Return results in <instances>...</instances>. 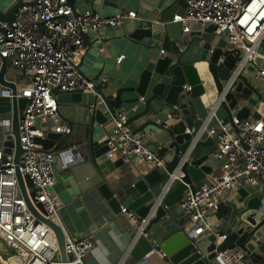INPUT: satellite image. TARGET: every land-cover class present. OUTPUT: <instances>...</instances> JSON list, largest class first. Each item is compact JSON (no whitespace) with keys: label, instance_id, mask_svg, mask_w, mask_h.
<instances>
[{"label":"built area","instance_id":"1","mask_svg":"<svg viewBox=\"0 0 264 264\" xmlns=\"http://www.w3.org/2000/svg\"><path fill=\"white\" fill-rule=\"evenodd\" d=\"M186 1L185 13L175 15L168 32L179 49L183 50L187 40L199 38L201 48L209 44V52L221 50L217 66L225 64L229 55L239 57L222 93L216 86L184 84L198 112L195 119L201 123L197 134L207 130L210 136L217 137L214 156L224 161L215 173L207 176L208 184L196 191L190 186L182 200L185 222L181 231L196 242L220 228L219 204L238 190L262 193L264 205V89L261 97H254V103L235 94L238 81L250 64L257 68L254 77L264 88V0ZM137 18V11L105 16L90 7L77 10L68 0H23L12 25L0 20V57L19 72L25 85L18 89V95L28 100L20 121L24 153L18 163L13 159L5 161L0 141V264H64L54 230L30 211L23 197L17 169L32 182L27 192L34 197V204H40L45 217L62 226L68 264H88L86 258L97 253L95 235L84 233L75 238L67 230L61 217L63 204L55 193L59 153L46 151L38 139H46L49 131L71 133L61 119L55 93L94 92V82L78 70L81 60L90 49L103 53L109 43L118 48L120 64L140 45L117 30L122 23ZM208 23L217 26L214 36L225 40L224 47L209 41L205 34H192L194 24L203 27ZM161 52L165 54L163 49ZM229 93L237 98L234 108L227 100ZM244 108L250 109L248 116L243 114ZM128 113L127 107H119L115 112L109 159L141 164L146 171L166 168L172 153L169 150L162 155L152 143L159 129L135 133L127 126ZM183 118L182 113L173 116L175 120ZM211 121L214 125L210 126ZM48 122L52 125L48 126ZM170 126L165 121L161 129L168 130ZM193 139L184 147L180 159L192 152ZM79 149V146L69 148L66 158L73 161ZM120 207L121 217L135 233L134 242L118 262L126 264L137 238L149 237L146 229L151 215L143 216L122 203ZM223 240L219 236L218 244ZM151 245L165 259L160 247L153 241ZM257 249L253 241L245 242V248L234 244L219 253L216 260L221 264H258Z\"/></svg>","mask_w":264,"mask_h":264},{"label":"water","instance_id":"2","mask_svg":"<svg viewBox=\"0 0 264 264\" xmlns=\"http://www.w3.org/2000/svg\"><path fill=\"white\" fill-rule=\"evenodd\" d=\"M68 1L75 8L77 0ZM87 3L91 4L88 1ZM22 4L23 0H15L8 10L0 9V20L12 25L16 21L17 11ZM186 9V0H177L166 8H161L158 2L149 13L147 21L142 22L128 36L134 43L151 49L156 48L161 42V47L165 51V54L161 53L157 59L148 62L138 83H130L129 80L122 82L125 61L119 64L118 55H116L112 59L109 71L100 72L92 80L95 84L94 92L57 91L55 94L59 113L62 121L71 129V133L49 131L47 138L44 140L39 138L38 142L43 144L46 151L57 153L64 149L71 136L74 137L82 145L80 148L82 150L73 161L64 159L66 173L72 174L79 183L89 181L82 187L98 189L106 201L113 198L130 209H136L143 216L151 215L146 229L149 237L142 235L137 238L130 252V257L135 262L138 263L148 249L155 253L151 245L152 241L160 247L159 251L170 264H221L216 260L219 253L225 252L234 244L245 248V242L253 241L258 245L255 261L258 264H264V205L263 194L260 192L251 193L246 189H240L237 192V198L221 202L217 212L220 228L196 242H192L181 231L185 222L182 206L185 193L190 186L193 187V191H196L208 184L207 176L215 173L224 162L215 158L214 152L219 141L217 137L210 136L207 130L193 137V150L186 158H179L184 151V146L177 142L163 149L153 144L162 155L169 150L174 151V157L167 159L166 168L155 167L147 171L138 183L124 190L122 198L115 195L108 182L109 176L122 167L124 162H112L109 159L113 131L109 132L107 129L109 120L105 111L114 118L119 107L128 106L127 126L135 125L134 132L139 133L149 127H159V121L167 119L164 113L168 110L176 111L177 107L186 115L198 114L190 91L177 99L169 95L177 83L178 68L186 64L205 63L219 93H222L229 83L231 71L235 68L238 56L229 55L225 64L217 66L222 54L220 49L211 53L209 44L203 49L200 47L199 38H191L186 41L187 44L183 50H180L169 36L170 22L176 14H184ZM216 30L217 26L213 23L203 27L199 24L192 26V34H205L209 41L224 47L225 40L214 36ZM158 37L162 38L156 41ZM0 63V141L5 161L13 159L15 163H18L24 153L20 138V121L28 100L20 97L18 86L7 79L9 69L7 59L0 57ZM78 70L83 74L81 64ZM251 72L253 75L257 73V68L252 64L246 69L245 75L240 77L235 91L245 100L254 103V97L259 98L261 94L243 84ZM154 77L160 80L153 82ZM227 100L232 108L237 105L234 93H229ZM249 110L244 108L243 114L248 116ZM256 116L259 117L258 114ZM186 134H188L187 130L184 129L183 137ZM172 136H174L173 133ZM68 153L67 150L61 155L67 157ZM17 180L30 211L54 230L62 262L68 264L69 256L62 226L46 218L40 204H34V197L27 192L32 182L18 169ZM167 186L169 188H166ZM130 234L129 244L131 245L135 240V233L130 230ZM219 236L224 237L220 244H218Z\"/></svg>","mask_w":264,"mask_h":264},{"label":"crops","instance_id":"3","mask_svg":"<svg viewBox=\"0 0 264 264\" xmlns=\"http://www.w3.org/2000/svg\"><path fill=\"white\" fill-rule=\"evenodd\" d=\"M15 0H0V9L2 11L8 10ZM88 2H91L89 5ZM177 0H77L75 8L77 10H84L88 7L95 9L96 11L102 13L105 16H110L114 14H119L121 12H129V11H137L139 18L133 20H127L122 23L121 27L118 28V33L122 35H126L127 37L134 32L137 27L144 21H147V17L149 13L153 10L154 6L160 2L161 8H166L169 5L173 4ZM161 42L158 43L156 48H148L141 46L133 51L124 61L123 66V81L129 80V82L138 83L140 75L142 71L147 66L148 62L154 59H157L161 55ZM118 48L114 45L107 43L105 45V50L103 53H98L94 49H90L85 54L84 58L81 60V70L84 76L88 79L94 80L98 74L102 71H109L111 68L112 59L117 55ZM207 64L205 63H192L186 64L183 67L177 69V83L170 91V96L174 99L180 98L182 95L186 94L187 91L184 89V84L192 83L196 85H205L209 87H214V81L211 74L204 70V67L200 66ZM1 67V63H0ZM7 79L9 81L14 82L18 89L25 85L20 78V74L16 69L9 67L7 73ZM160 78L154 77L153 82H156ZM153 84V83H151ZM1 94V87H0ZM150 96V93L148 97ZM127 106V105H125ZM128 107V106H127ZM175 113H182L184 118L182 120H175L173 116ZM107 119L109 120L108 131L111 132L113 130V117H111L107 111ZM167 116V119H161L159 121V127H149L146 130L151 129H159V134L153 138L152 143L156 144L159 148L163 149L168 147L169 145L177 142L181 146H186L188 142L198 133L201 128V123L195 119V116L186 115L182 110L177 107L176 111H166L164 113ZM165 121H169L170 128L168 130L161 129V124ZM48 126L52 125L51 122L47 123ZM209 125H214V122L211 121ZM130 129L132 131L136 130L135 125H130ZM184 129L187 130L185 137H183ZM172 133L174 136H172ZM73 146H79L80 142L77 141L74 137L68 140L64 149L62 151H58L57 156V182L55 185V193L63 204V208L61 211L62 215H65L68 220L69 225L71 226L70 234L79 238L84 235L85 229L82 224H77L78 219L81 217H74L72 219L65 212V208L69 205L74 204L75 202H79L80 200L92 201L94 203L101 204L105 201L101 193L96 188L84 189L82 186H86L89 181L85 183H79L77 179L72 175L66 173L64 169V159H66V155L64 154L69 148ZM82 149H79L76 156L81 153ZM172 153L171 157H174V151L170 150ZM146 170L142 167L141 164H133V163H124V165L118 168L114 173L109 176V185L114 190L115 195L118 198H122L124 196V190L130 188L134 184L138 183L144 174H146ZM253 193L254 191H250ZM231 199L237 198V193L231 195ZM101 202V203H100ZM122 227L125 230H122ZM67 228V227H66ZM109 228V227H108ZM107 229V227H106ZM131 228L125 222L122 217H117L115 220L113 219L112 224L108 231H105V235L100 236L99 234L88 232L89 234H93L97 237L98 249L97 253L90 254L86 261L88 264H118L120 259L125 256L128 251V246L130 243V234ZM87 234V233H85ZM162 264H170L168 260L162 259ZM126 264H137L130 256L126 261Z\"/></svg>","mask_w":264,"mask_h":264},{"label":"bare ground","instance_id":"4","mask_svg":"<svg viewBox=\"0 0 264 264\" xmlns=\"http://www.w3.org/2000/svg\"><path fill=\"white\" fill-rule=\"evenodd\" d=\"M254 76L253 72L249 73L243 84L245 87L259 92L262 95L264 88ZM107 206L108 208H106ZM106 207L92 201L80 200L79 202H75L74 204L67 206L65 208V212L72 219H74V217L81 216L78 219L77 224H82L85 229L84 233L97 232V234L103 236L105 235V231L109 230L110 225L113 222L112 218H115L121 208L120 203L113 198L106 201ZM122 230L125 229L122 227ZM137 264H162L161 256L148 249Z\"/></svg>","mask_w":264,"mask_h":264},{"label":"rangeland","instance_id":"5","mask_svg":"<svg viewBox=\"0 0 264 264\" xmlns=\"http://www.w3.org/2000/svg\"><path fill=\"white\" fill-rule=\"evenodd\" d=\"M200 66L204 67V70L208 72V70H207L208 67H207V66H205V65H201V64H200ZM209 86H210V85H209ZM235 94L238 95V93H237L236 91H235ZM118 200H119V199H118ZM100 203H101V202H100ZM100 205H102L103 207H106V200H105L104 202H102ZM106 208H108V206H107ZM120 210H121V208L119 209V213L115 216V218H117L118 216L121 217V215H120ZM115 218H112V221H113V219L115 220ZM62 220H63L64 224L66 225L67 229H68L69 231H71L72 228H71V226L69 225L68 220L66 219L65 215H62Z\"/></svg>","mask_w":264,"mask_h":264}]
</instances>
